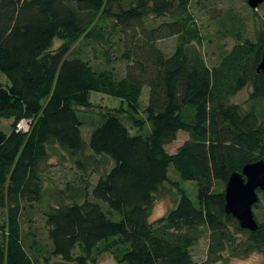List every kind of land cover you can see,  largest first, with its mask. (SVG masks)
Listing matches in <instances>:
<instances>
[{
    "label": "trees",
    "instance_id": "16d2710c",
    "mask_svg": "<svg viewBox=\"0 0 264 264\" xmlns=\"http://www.w3.org/2000/svg\"><path fill=\"white\" fill-rule=\"evenodd\" d=\"M225 1L0 0V121H12L0 130V264L264 256V203L253 207L255 232L225 213L231 175L264 160V14L252 40L236 12L217 7ZM198 18L233 42L213 65ZM169 39L171 54L159 46ZM246 88L245 105L234 103ZM92 93L120 105L96 114ZM54 160L67 172L60 180L49 175ZM185 182L195 183V199ZM167 187L174 206L152 220Z\"/></svg>",
    "mask_w": 264,
    "mask_h": 264
},
{
    "label": "rangeland",
    "instance_id": "374dc122",
    "mask_svg": "<svg viewBox=\"0 0 264 264\" xmlns=\"http://www.w3.org/2000/svg\"><path fill=\"white\" fill-rule=\"evenodd\" d=\"M217 7L224 12L228 10H233L234 12H236L246 24L249 37L252 40L254 39L255 34L262 27V24H263L262 16L264 14V6L259 7L257 11H254L249 8L246 0H228L225 2H219ZM198 23L202 29L201 30L202 34L205 37L203 51L207 56L208 64L213 65L215 63V57H212V55L213 53L218 52V49H219L218 47L222 45H227L228 47H230L233 42L230 39H219L216 35V32L218 30L217 26L214 25L212 22H210L207 18H198ZM61 44H62L61 41L56 40L53 44L52 51L60 47ZM159 46L165 53L171 54L175 47V39H169V40L163 41L159 44ZM0 79L2 82L5 83V77L1 74H0ZM251 91L252 90L250 88L244 89L235 97L233 102L244 106ZM147 99H148V90L145 89L144 95H143V104L146 103ZM119 105H120V101L116 98L109 97L106 95H101L98 93H92L91 95V111H94V113L96 114L106 111L108 109L116 108ZM11 123L12 121H6V120L0 121V130L6 133H9ZM21 126L24 130L29 129L28 123H24ZM83 132L85 136H88V134L91 132V128L85 127L83 129ZM186 136H187L186 134L181 133L177 141L167 147L168 152L174 153V151H176L177 148L181 146ZM53 163H54L53 164L54 168H51V172L49 173V175L51 174L50 176L53 177L55 180H60L62 175H65L67 172L63 170L62 168H59V163L57 160H54ZM65 167L69 169L71 167V164L67 163ZM184 188L188 190V194L192 199L196 198L197 189H196V185L194 182H185ZM173 193L174 191L172 189H170L169 187L166 188V192H164L160 196V198L157 200L154 206L152 216H151L152 220H157L158 218L164 216L171 208H173L174 206V203L172 200ZM260 200L264 203L263 195H260ZM4 219H5L4 211L0 210V224L2 223ZM42 226H43V221H41L38 218L37 227L41 228ZM25 229H26V226H25ZM40 234L45 236V231L41 230ZM207 242L208 241L204 239L200 243V245L193 250V255L197 261L203 260L205 258ZM259 256L261 257L259 264H264V256L263 255H259ZM247 259H244V260H247ZM240 261H243V260H233L230 262V264H239ZM42 264H63V263L61 262V260L57 258H50L48 262H45ZM96 264H117V263L115 262L114 258L111 255L105 254L100 257V259L98 260Z\"/></svg>",
    "mask_w": 264,
    "mask_h": 264
},
{
    "label": "water",
    "instance_id": "95a60500",
    "mask_svg": "<svg viewBox=\"0 0 264 264\" xmlns=\"http://www.w3.org/2000/svg\"><path fill=\"white\" fill-rule=\"evenodd\" d=\"M264 4V0H247L252 10ZM258 73L264 74V50ZM264 194V160L246 165L240 173L229 178L225 190V213L234 217L240 228L250 232L258 230L253 207L260 201L259 194Z\"/></svg>",
    "mask_w": 264,
    "mask_h": 264
},
{
    "label": "clouds",
    "instance_id": "9594fccd",
    "mask_svg": "<svg viewBox=\"0 0 264 264\" xmlns=\"http://www.w3.org/2000/svg\"><path fill=\"white\" fill-rule=\"evenodd\" d=\"M261 257L255 252L247 260L240 261L239 264H259Z\"/></svg>",
    "mask_w": 264,
    "mask_h": 264
},
{
    "label": "crops",
    "instance_id": "0c3cea01",
    "mask_svg": "<svg viewBox=\"0 0 264 264\" xmlns=\"http://www.w3.org/2000/svg\"><path fill=\"white\" fill-rule=\"evenodd\" d=\"M185 140V139H184ZM175 152V151H174Z\"/></svg>",
    "mask_w": 264,
    "mask_h": 264
}]
</instances>
